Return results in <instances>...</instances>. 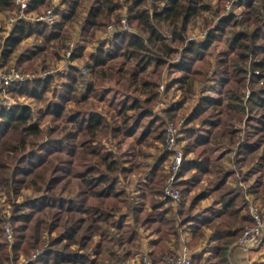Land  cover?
Returning a JSON list of instances; mask_svg holds the SVG:
<instances>
[{"label": "trees", "instance_id": "obj_1", "mask_svg": "<svg viewBox=\"0 0 264 264\" xmlns=\"http://www.w3.org/2000/svg\"><path fill=\"white\" fill-rule=\"evenodd\" d=\"M226 1L62 0L53 28L26 21L12 26L3 39L0 68L14 61L10 66L22 73L50 70L48 61L61 58L71 28L78 27L91 44L109 24L120 26L124 7L133 32H118L87 57L83 49L75 51L58 89L50 75L8 91L13 99L29 98L43 107L35 112L19 102L0 110V190L9 198L33 193L13 204V259L0 216V264L19 254L30 259L43 246L44 235L53 233L58 237L27 264H121L138 248L140 228L157 236L149 252L153 264H166L169 242L172 236L177 242L182 229L196 241L211 232L207 251L194 254L193 264H230L229 247L252 219L245 211L244 191L228 185L226 154L233 153L239 169L248 167L243 180H254L250 191L264 200V0H238L240 21L225 12ZM45 4L50 5L33 0L29 11ZM12 9L13 0H0V14ZM196 28L206 32L204 41H188ZM29 38L40 43L21 50ZM76 60L93 78L84 77ZM165 74L171 79L165 93L176 86L182 94L165 114L176 120L195 104L182 128L185 160L177 186L183 201H190L188 206L180 203L178 225L160 199L168 154L151 153L165 133L164 121L155 114ZM206 88L210 91L204 93ZM117 103L120 124L109 113ZM46 119L49 125H43ZM108 137L118 152L106 147ZM141 170V185L132 194L127 190L130 176ZM205 181L209 191L192 195ZM211 194L217 196L214 207L193 215ZM123 246L127 248L119 253L116 247Z\"/></svg>", "mask_w": 264, "mask_h": 264}, {"label": "rangeland", "instance_id": "obj_2", "mask_svg": "<svg viewBox=\"0 0 264 264\" xmlns=\"http://www.w3.org/2000/svg\"><path fill=\"white\" fill-rule=\"evenodd\" d=\"M46 1H48L50 3V5L49 4H45V5H42V7H39L40 10L31 11V16L37 15V14H42L47 9H49L50 7H54V8L58 7L59 5H61L60 3H61L62 0H46ZM212 2H213V4H215L217 2V0H212ZM13 3H14V0H13ZM127 9H128V7H124L123 10H122V18L120 20L121 23H122L123 19L125 17H127ZM15 16H17V10H16L15 3H14V9H12V11H8L6 13H3V14L1 13L0 14V29H1V32H0V34H1V38H0V42H1L0 53H1V48H2L3 41H4L3 40L4 37H7L9 35L11 29H12V26L14 24H16L17 22H19V21H16V22H14V24H12L11 21H12V19ZM20 21H23V20H20ZM25 21L31 23V19H29V18L27 20H25ZM127 23H128V17H127ZM197 23L196 24L198 26H200L199 25L200 24V20ZM34 24H36V23H34ZM110 25L113 26L115 32L125 31L124 28H123V25H121V24H120V26H115L114 23H111ZM129 29H130V27H129ZM70 31H71L70 32V36L68 38V41L66 42L67 46H66L65 49L63 48L60 51L61 58L60 59L53 58V59H50L48 61L50 66H51V68H50L51 70H47L46 72H44V71L39 69L38 72H32V71H29V73H24L23 72V74H25V75L29 74L31 76H34L33 79L26 80V81L42 79V78H46L47 76L53 75L55 77L54 87L58 89V88H60V85H61V82H62L63 78L68 73V71L70 69V66L71 65L73 66V64H74V61L71 60V57L73 56L75 51L77 52L78 50L83 49L82 52L87 57L88 54L93 53L95 51V49L99 46V44L101 45L104 42V45H108V42L111 41V40L109 41L108 39H106V36L108 35V33L106 34V32H104V31H100V33H97V35L95 36V39L93 40V42L91 44L87 43V41L84 38L81 37L79 32H77V31H79L78 27L71 28ZM201 32H203V31H201L198 28H196V30H194L193 33L190 34V36L188 37L189 38L188 41L190 40L191 37H194V36H195L196 40H200V37H198V36L201 34ZM106 41H108V42H106ZM37 43H40V42L38 40H36L35 38H29L28 40L24 41L21 44V50L22 49L24 50L25 48H28V47L32 48ZM71 49H73V50H71ZM181 49H182V47H181ZM70 51H71V54L68 55V53ZM65 57H66L67 63H65ZM178 60H179V57L174 59L173 63L178 62ZM13 62H11L10 65H14ZM75 63L78 66H80V71H81V69H83V67H84L82 61L76 60ZM10 65H8V67H11V68H8L7 66H5L3 68H0V75L10 74L13 70L18 72L15 67L10 66ZM0 66H1V59H0ZM44 73H48V75L44 76ZM164 79H165L163 81L164 82V90H163L162 94H164L163 96L165 98V101L164 102L160 101L155 106V114H156V117L162 119V121H164V123H166V121L164 120V116H167L165 114V109H167V107L169 106V104L171 102H177L178 99L180 98V96H182V94H181V92L179 90H177V91L175 90L176 86H174L169 92L165 93L166 85L171 82V79L170 80L168 79V75L167 74H165ZM57 84H59V87H57ZM196 88H197V90H196L197 93H200L201 85H197ZM0 89H1V87H0ZM204 90H205L204 93H207V92L210 91V88H206ZM199 96H200V94H197L196 98H198ZM47 98L48 99L51 98V94H48ZM6 101L9 102V103H15V104H13V106L17 105L19 102L20 103L29 104L35 112H38L39 109H41V107H43V106H40V105H37V104L35 105L33 100L29 99V98H22L20 100L13 99L9 95V93H8V99ZM161 103H163L162 107H161ZM191 105L192 106L189 107L190 108L189 110L182 111L180 113L178 119L175 120L177 122H179L181 120L183 121V123H181L180 127L178 128V139H177V142L181 146L183 152H184L185 142H184V140H181L182 139L181 138L182 137V128H183V126H184V124L186 122L187 117H189V115L191 114V111L193 110V107L195 105L194 102ZM40 113L41 112H39L38 114H40ZM161 114H163V115H161ZM167 117L171 120V118L169 116H167ZM172 120H174V119H172ZM49 123H50L49 120L46 119L44 121L43 125H49ZM165 132H166V128H165ZM105 145H106V147L108 149H112V146L109 145L108 140L106 141ZM163 152L164 153L166 152L165 151V143L164 142L160 143V144H157L154 148L151 149V153H152L153 156L160 155ZM166 153L168 154V159H167V162L165 161V163H164V170H163V172L165 174L164 188H165V181H166V175H167L166 167H167V165L169 163V159H170V153H168V152H166ZM233 158H234L233 153L226 154V156L224 158V163L228 167L229 173L231 174L229 179H228V185H230L231 187H235L237 189L241 188L242 191H244V198H245V201H246L245 211H246V214L250 217V219H252V223L251 224L250 223H246L243 226V230H242V232H243L246 227L253 226L255 224L253 216L251 215V213L249 211L250 205L251 204H256L258 206L264 207V200H261L259 197H257L256 194H254V193H252L250 191L251 186L252 185H254V186L256 185L254 180H251L249 183H246L243 180L244 178H243V174L242 173L244 171H247L248 167H244L242 169H239L233 163V161H234ZM184 160H185V156H184ZM150 161L153 162V159L150 160ZM144 171L145 170H141L138 173H132L131 174L130 180H129L130 181L129 182V187L127 189V190H129L130 193H132V194L134 192L136 193V191L138 190L139 186L141 185L140 183H141L142 177L144 175ZM263 174H264V168H263ZM262 180L264 182V176H263ZM121 182H123L122 179H121ZM209 187H210V185L207 183V181H205L204 183H202V186L198 190L193 192L194 194H192V195H197L199 192L205 191V190L209 191V189H208ZM178 189L180 190V188H178ZM180 192H181V199L177 203L171 201L169 198H165L164 195H163V197L160 198L162 201H164L165 207L168 208L171 211L169 213L170 214L169 217L174 219V221L177 222L176 223L177 225L179 223L178 222L179 221L178 220L179 219V215H178L179 206H180V203L183 201L182 191L180 190ZM249 194H251V196ZM32 196H33L32 190H27V191H24L23 194L19 198H15L13 195H12V198H9L5 194V192H3V190H0V216L2 218V233H3V238H4V240H5V242L7 243V246H8V252L10 253V257L12 259L14 258L15 245H16V242H17V239H16V228L14 226V222H13V219H12L13 218V215H12L13 214L12 213L13 204L14 203L15 204H22V203L25 202L26 199H29ZM210 196H211V198H207V199H205V200H203L201 202L200 206L195 211H193V215H195L196 213H201V212L204 213V211H207L211 207H214V205H215L214 202L217 199V196H216V194H213V195L211 194ZM13 198H14V200H13ZM189 201L190 200H188L187 202L183 201V203H185L186 206H188L189 205ZM219 207H220V205H217L215 207V209L218 210V209H220ZM263 222H264V218H263ZM6 226H7V228H10L12 230V232H13L12 241H9L7 239V232H6L7 228H5ZM182 230L180 231L179 238H177V242H176V238L174 236H172L173 239L171 238L172 241L169 242V245L171 244V246H172V252L165 257L164 260H165L166 264H169L168 263V259L171 258V256L177 254L180 251V245H181L182 236L186 237L188 239V237L186 236V231L185 230L182 231ZM138 233L140 235V239L137 240V243H136V244H138V248L134 249L135 250L133 252L134 255L129 260H127V261H125V262H123L121 264H138L139 261H140V258L144 257V255L147 256L149 263L153 264L152 259L149 256V252H146V250H144V248H143V241L146 240L144 238H147L149 240L151 238L149 234H148V236H146V234L149 233V231L147 232L145 229L140 228ZM206 233H207L206 236L203 239H201V240L196 241L194 238L192 239V235H191V240L188 239L189 249H190V251H191V253L193 255L196 254V253H199V252L201 253L203 251H207L208 243H209L208 240L210 238L211 232L208 231ZM241 236H242V233H241ZM241 236L232 245H230V247H229L228 257H229L230 264H241V261H242V264H264V230L262 231V234L258 236L257 241L254 244H251L248 247L245 246L246 250H244L238 244V241L241 238ZM57 237H58V235H56L55 233H53L52 235H47V234L44 235L43 246L41 248L36 249L30 259L28 257L24 256L23 254H19V258L18 259L14 260V261L12 260L11 262L5 263V264H27L30 260H36L37 257L40 256L45 251V249H47L50 246L51 241L53 239L57 238ZM98 239L99 238L96 237L95 241L98 242ZM172 244L173 245L175 244V245L173 246ZM125 247L127 248V246H123L122 248L116 247V250H118V252L121 253V252H123ZM237 252H239L240 254L237 253ZM206 255H207V253H206ZM242 256H244V257H242Z\"/></svg>", "mask_w": 264, "mask_h": 264}, {"label": "built area", "instance_id": "obj_3", "mask_svg": "<svg viewBox=\"0 0 264 264\" xmlns=\"http://www.w3.org/2000/svg\"><path fill=\"white\" fill-rule=\"evenodd\" d=\"M14 3L16 5L17 16H15L12 19V21H11L12 24H14V22H16V21H20V20L25 21L29 18V19H31V23H33V24L34 23H37V24L40 23V24L47 26L48 28H53L56 25V23L58 22V14L56 13L54 7L49 8V9H51V11H49V9H47L42 14H37V15L31 16V11H29V8L31 6L32 0H14ZM228 5H230V6H228ZM225 12L227 14L233 13L235 15L236 20H238V21L242 20V12H241L240 6H238V0H227V2L225 3ZM46 15L56 17V20L53 21L51 26H49V24L46 20L42 19V17H44ZM121 25H123V28L125 31L133 32L131 30V28L129 29L130 26L127 23V17H125L123 19ZM112 30L113 31L108 33V35L106 36V39H108L109 41L112 40L114 38L115 34L118 33V32L114 31L113 26H112ZM198 37H200L201 41H204L205 37H206V32H201V34ZM193 39H195V36L190 38V40H193ZM71 50H73V49H71ZM70 54H71V51L68 53V55H70ZM82 70H86V69L84 67H83V69H81V73L83 74L84 72ZM18 72L13 70L10 74L0 75V87H1L0 91H2V92H0V94H1L0 95V110H8L11 107H13V104H15V103H9L6 101L8 99V91L10 90L11 86L16 85V84L21 83V82L26 81V80H31L34 78V76H31L29 74L25 75L21 72H19V73ZM20 75H23L22 80L20 79ZM47 75H48V73H44V76H47ZM6 79H7V83H5ZM177 132H178V130H177ZM177 139H178V134L176 135L173 143H175L178 146V148L181 152V158L179 161V165H178V167L175 168V170H173V164H175L174 157L176 155L177 148H168L165 144V151L170 153L169 163L166 167L167 175H166L165 187H169L170 190H179L178 186H177V183L179 181L178 175L182 169L183 162H184V152H183L181 146L178 144ZM169 177H171V184L170 185L167 183ZM179 194H180V199H181L180 190H179ZM164 197L169 198L171 201L177 203V201L174 199V197L172 195H169L166 192H164ZM180 199H179V201H180ZM249 211H250L251 215L253 216L255 224L253 226L246 227L244 229V231L242 232L241 238L238 241V244L244 250H246L245 246L248 247L249 245L254 244L257 241L258 236L261 235L262 231L264 230V222H263L264 207L258 206L256 204H251L249 207ZM5 228H7V226ZM6 232H7V239L9 241H12V239H13L12 230L10 228H7ZM185 252L187 253V255H186L184 264H192L193 263V254L191 253V251L189 249L188 239L186 237L182 236L180 251L177 254L171 256V258L168 259V263L169 264H176V261L179 260L181 258V256L184 255ZM145 257H147V256L144 255V257H141L138 264H150L148 261V258L146 260Z\"/></svg>", "mask_w": 264, "mask_h": 264}, {"label": "clouds", "instance_id": "obj_4", "mask_svg": "<svg viewBox=\"0 0 264 264\" xmlns=\"http://www.w3.org/2000/svg\"><path fill=\"white\" fill-rule=\"evenodd\" d=\"M228 6H230V5H228ZM49 11H51V9H49ZM42 19L46 20L48 22L49 26H51L53 21L56 20V17L55 16H47L46 15V16L42 17ZM111 31H112V25L109 24L107 29L105 30V32L107 34V33H110ZM165 34L167 35L168 33L166 32ZM65 63H67L66 57H65ZM82 71L84 72V77L86 79L93 78V77L88 76L87 70H82ZM209 75H210V73H209ZM20 79L21 80L23 79V75H20ZM205 82L206 83H212V81L207 80V79H205ZM5 83H7V79L5 80ZM57 87H59V84H57ZM163 89H164V82L161 81L158 91L160 93H163ZM209 94L211 95L212 93H209ZM122 98H123L122 96L119 97V99H122ZM159 99L162 102L165 101V98H164L163 95H161L159 97ZM241 99L242 100H246L247 96L244 95ZM236 103L239 104V103H241V101H237ZM162 106H163V103H161V107ZM118 109H119V104L118 103L113 105L112 109H109L110 115L113 116V122L116 123V124H120L121 121L123 120V117L115 116V111H117ZM161 115H163V114H161ZM205 115H209V113H205ZM237 115L243 116V115H246V113L238 111ZM164 120L166 121V123L164 124V128H166L167 131L164 133L163 142L166 144V146L168 148H177V152H176V155L174 157L175 164H173V170H175V168L178 167V165H179V161H180V158H181V152H180L178 146L175 143H173V141L175 140V137L178 134L177 130L180 127V124L183 123V121L181 120V121L177 122L175 120H170L167 116H164ZM129 123H130V121H129ZM121 127H125V125H121ZM240 127H243L242 121H241ZM118 139H119V137H118ZM108 142H109V145L112 146L113 151H117V152L119 151L118 146L116 145L115 141H113L111 139V137H108ZM167 183L169 185L171 184V177L168 178ZM164 192L168 193L169 195H172L177 202L179 201V199H180L179 190H170L169 187H165L164 188ZM186 255H187V253L185 252L184 255L181 256V258L176 261V264H184ZM145 259L147 260V257H145Z\"/></svg>", "mask_w": 264, "mask_h": 264}, {"label": "crops", "instance_id": "obj_5", "mask_svg": "<svg viewBox=\"0 0 264 264\" xmlns=\"http://www.w3.org/2000/svg\"><path fill=\"white\" fill-rule=\"evenodd\" d=\"M250 196H251V194H249ZM148 232V231H147ZM210 232V231H209ZM148 234L150 235V240L149 239H147V238H144V239H146V240H144L143 241V248H144V250H146V252H150L151 250V248H152V245H151V240H153V239H156V235L155 234H151L150 232L149 233H147L146 234V236H148ZM186 236L188 237V239L189 240H191V233L189 234V232H187L186 231ZM237 253H239V252H237ZM240 254V253H239ZM241 256V255H240ZM242 257H244V256H242ZM241 264H242V261H241Z\"/></svg>", "mask_w": 264, "mask_h": 264}]
</instances>
